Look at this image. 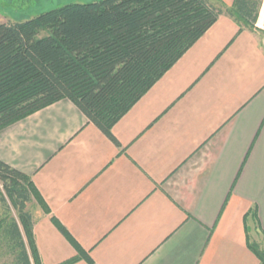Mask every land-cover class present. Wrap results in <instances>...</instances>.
I'll list each match as a JSON object with an SVG mask.
<instances>
[{
  "label": "crops",
  "instance_id": "crops-1",
  "mask_svg": "<svg viewBox=\"0 0 264 264\" xmlns=\"http://www.w3.org/2000/svg\"><path fill=\"white\" fill-rule=\"evenodd\" d=\"M111 132L118 146L68 100L0 130V161L46 209L33 199L40 264L76 255L52 219L93 264H259L264 0L252 28L219 16Z\"/></svg>",
  "mask_w": 264,
  "mask_h": 264
},
{
  "label": "trees",
  "instance_id": "trees-1",
  "mask_svg": "<svg viewBox=\"0 0 264 264\" xmlns=\"http://www.w3.org/2000/svg\"><path fill=\"white\" fill-rule=\"evenodd\" d=\"M259 6L260 0H235L230 9L219 0H98L68 4L25 22H0V130L68 100L118 146L112 128L219 16L252 28ZM0 186L2 245L13 264H40L27 204L34 199L45 209L44 204L30 179L1 161ZM52 222L76 252L59 264H93ZM247 247L264 264L248 240Z\"/></svg>",
  "mask_w": 264,
  "mask_h": 264
},
{
  "label": "rangeland",
  "instance_id": "rangeland-1",
  "mask_svg": "<svg viewBox=\"0 0 264 264\" xmlns=\"http://www.w3.org/2000/svg\"><path fill=\"white\" fill-rule=\"evenodd\" d=\"M96 1L98 0H0V21L25 22L45 12L68 4H86ZM35 207L36 205L33 200L27 204L29 212L34 210ZM11 216L17 219L16 212L13 209H11ZM3 217V207L0 204V219ZM249 243L255 246L264 256V238L258 233L255 223L252 227H249ZM0 264H13V256L2 245L1 240Z\"/></svg>",
  "mask_w": 264,
  "mask_h": 264
}]
</instances>
